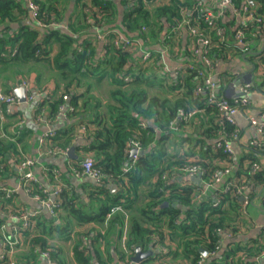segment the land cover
<instances>
[{"label":"trees","instance_id":"1","mask_svg":"<svg viewBox=\"0 0 264 264\" xmlns=\"http://www.w3.org/2000/svg\"><path fill=\"white\" fill-rule=\"evenodd\" d=\"M30 1L39 9L37 20L48 28L40 30L38 27L21 26L13 33L7 28V33L0 34V68L5 70L42 63L56 71L61 94L48 95L40 103L39 111L48 104L54 117L65 106L64 97L68 96L71 97V108L67 114L82 117L77 125L54 133L48 146L70 149L79 130L86 131L92 143L85 151L92 154L96 168L105 176L102 186L97 190L104 196L101 201H106V205L97 212L80 207V198L67 185L56 201L58 216H52L50 220L33 219L32 230L23 232L30 247L25 259L36 261L42 257L43 252L49 251L57 264H65L61 259V246L53 241L54 235H57L63 242L75 237L73 252L77 264L131 261L139 246L143 252H154L153 256L143 260V264H200V261H205L209 255L217 252L224 233H231L233 237L240 235L246 217L239 196L208 192L204 201L193 204V196L203 187L194 182L180 184L173 178L178 168L193 164L201 166L206 171L203 179L210 181L216 170L230 166L235 168L230 181L240 183L245 178L250 185L264 186V169L253 176L249 174L252 164L261 165L264 141L247 156L249 165L234 160L224 148H216V143L222 136L231 139L234 136L240 137L241 130L237 124L226 121L216 106L207 103L208 95L200 92L204 82L199 77L198 67L202 64L194 63V68L181 70L183 73L177 77L169 73L161 76L159 70H156L159 58H156L158 54L154 46L176 43L180 31L175 33L173 29L183 18L203 37L213 41L211 58L215 62L245 54V49L235 41L236 31L230 32L220 20L218 29H223L220 34L207 20L208 13L201 14L198 5L199 1H203L205 9L215 11L217 4L209 5L204 0H122L123 19L117 26L119 9L115 0H75L80 13L76 20L69 21V31L65 32L60 28L66 15L65 0ZM232 2L241 9L248 0ZM253 2L250 8L259 17V21L238 28L246 34L245 41L250 49L264 43V0ZM28 13L26 0H0V28L19 24ZM90 20L94 24L89 23ZM165 22L172 28L170 33L164 32ZM94 27L119 28L129 36H135L143 28L147 29L143 39L153 52V61L147 64L139 61L134 66L131 53L117 49L113 43L106 46L105 58L97 59L95 41L83 38ZM113 37L110 35L112 41ZM54 43L59 44L57 53H53ZM260 57L264 63V52ZM261 74L264 80V73ZM104 78L111 80L112 89L103 113L97 111L103 105L102 101H98L96 110L90 106V101L95 99L92 94L95 86L90 81L100 82ZM83 89L85 93L81 92ZM229 102L241 108L231 100ZM182 110L196 111V114L191 118H181ZM88 113L92 115L91 120L87 119ZM133 142H139L145 151L135 161L130 155ZM2 144L0 142V147ZM177 149L183 152L178 153ZM2 153L0 148V158ZM3 164L0 161L2 176ZM127 167L131 168L125 173ZM53 170L49 169L52 178ZM164 174L169 176L167 180L163 179ZM109 182L121 185L120 192L112 194L106 188ZM35 194L40 195L42 200L50 198L49 192L39 190ZM249 196L251 201L256 200L255 194ZM11 201L0 190L1 209L4 210ZM217 202L220 203L215 206ZM260 202L264 206V193ZM165 203H169V206L163 207ZM174 205H182L187 211ZM113 207H120L127 214L111 213ZM63 211L68 213L67 217L62 216ZM129 215L125 254L119 251L118 244ZM106 223L108 227L102 234L100 227L103 228ZM87 224L96 227L90 234L74 231L77 225ZM93 233L96 234L91 238ZM114 239L116 244L113 243ZM104 241L108 249L105 258L97 246ZM159 246L166 247L167 252H159ZM263 252L264 242L259 238L246 247L231 244L222 256H211V263L206 264H255L252 259L262 257ZM114 253L120 254L117 262ZM244 255L246 257L242 259ZM17 261L23 263L22 259Z\"/></svg>","mask_w":264,"mask_h":264},{"label":"crops","instance_id":"2","mask_svg":"<svg viewBox=\"0 0 264 264\" xmlns=\"http://www.w3.org/2000/svg\"><path fill=\"white\" fill-rule=\"evenodd\" d=\"M167 1V0H166ZM209 5L218 4L221 0H204ZM119 9V17L117 26L121 24L123 19V7L122 0H115ZM29 0H26V5L28 6ZM64 7L66 9L65 19L62 26L60 27L65 32L69 31V21L71 19L76 20V16L79 15V5L76 4L75 0H65ZM37 19L34 15V12L30 10L27 16L23 17L19 24L4 25L0 28V34L7 33L6 29L10 28L11 33L17 31L21 26H30L33 28L38 27ZM222 23L227 26L230 32H235L236 29L241 24V18L236 15L233 10H228L225 15L222 17ZM165 33H170L172 28L164 23ZM119 31L122 34L126 35L129 38H134L138 36V33L135 36H129L126 32L119 28L106 27L102 30L91 29V31L86 34L84 39H93L95 41V50L96 58L101 60L105 58L107 53L106 46L102 41L97 39V35L100 31L110 32V31ZM179 46V51L181 55L175 52L172 45L166 44H156L154 46L155 51H157L158 56L156 58L159 60L157 63V69L161 76L164 74H171L174 77H177V70L183 64L192 65L196 62L201 63L200 55H195L193 50L192 38L187 29H181L178 34V41H176ZM258 51L264 48V43L257 45ZM53 53L59 51V44L54 43ZM132 55V64H137L143 56L142 50H136L131 53ZM246 55V54H244ZM244 55H235L228 60H219L218 66L215 69L213 77L215 80L223 81L224 95L229 85L234 81L242 78L245 74L250 72L253 65L256 64L257 56L249 55L247 61L243 59ZM252 57H255L252 60ZM169 78L168 80H170ZM30 82L32 85L31 92L33 94H41L42 96L35 97L34 100L29 101L26 89L23 85L25 82ZM255 83L253 88L250 91V100H251V118H256L258 113L264 110V83L263 77L255 76ZM91 84H94L95 88L93 90L94 101H90V106L95 108L99 105L98 101H102L100 107L97 108V111L101 110L105 112V106L109 100V91L112 89V82L109 78H104L100 82L94 80L90 81ZM171 82V80H170ZM0 86L5 90V92L14 93L19 88H25L27 95V102L21 103L16 116L8 115L6 113L4 118L0 116V142H2V154L0 158L4 164V175H1L0 178V190L4 191L7 194H10L9 199L12 201L7 205V208L12 206V213H29L33 216V219H51V213L48 208L43 204L42 201L36 198V194L33 191H30L27 188L22 176L19 174L18 165L25 158H33L36 162L34 167V174L37 177L40 184L47 189L51 195L55 192V187H53L51 172L52 169H56L60 172L61 180L65 184V187L69 185L73 192L80 198L79 205L83 206L84 209H92V207L97 206L96 204L101 203L103 195L99 194L97 190L98 187L102 184L97 183L95 180L84 177L77 178L73 174V168L76 164H81L88 158L92 157V154L85 151L91 143L92 140L89 139L86 131L79 130L77 136L73 141V146H77L75 154L79 157L78 160H72L67 155H58V156H49L44 152L45 147L48 146L47 135L51 133H57L80 123L81 115L69 116L67 112L71 108V97L66 101L65 110L60 112L53 117L51 114V108L48 104L44 105L42 111H39L40 103L45 101V98H48V95L55 96L61 94L60 88L61 84L58 82V77L56 71L48 69L46 65L42 63L39 64H30L27 66L14 67L11 69L3 70L0 68ZM240 86H236L234 89L235 94H239ZM81 92L85 93L83 89ZM226 96V95H225ZM84 114V113H83ZM85 115V114H84ZM247 112L245 114H239L236 118V123L241 130L240 139L233 143V150L235 152L236 160L244 162V165H248L249 161L246 160L247 156L254 149L251 146L253 140L260 139V134L255 126H253L248 120ZM88 120L92 119V115L88 113L86 115ZM24 120V124L20 125V121ZM46 142L45 145L42 142ZM10 144L13 145L10 147ZM178 153H182V149H177ZM262 169H264V157L261 158ZM52 167V168H51ZM54 174V173H53ZM52 174V175H53ZM173 180L177 183L184 184L190 183V181L184 180L181 176L174 177ZM155 179H153V182ZM194 183H201V181L194 180ZM155 183V182H154ZM105 186V185H104ZM113 186H117V189L112 192ZM107 189L111 191L112 194L120 192L121 185L116 183H109L106 186ZM149 188V186H148ZM255 194L256 200L254 204L250 207L249 217L244 219V224L242 226V231L237 237L231 239H225L222 249L220 250L218 256H222L224 250L227 249L231 244H239L243 247L249 246L255 240L261 238L264 231V206L261 204L260 200L262 194L264 193V186H255L254 184L250 185L248 194ZM6 209V207H5ZM0 207V263L4 262L2 257L7 251V240L8 238H17L21 240V244L16 246L14 250V257L17 260L22 259V264H45V260L42 257H39L36 261H27L25 258L29 255L30 247L27 245V237L21 233L17 234V227L20 226L21 221L12 218L9 214V210L5 211ZM122 212L121 210L116 211ZM124 215L126 212H122ZM62 216L67 217L68 213L63 211ZM130 216V215H129ZM71 220V219H70ZM76 224V223H75ZM103 228L108 227V223L102 226ZM93 228H96L93 224L87 225H77L74 229L75 232H91ZM128 225L124 228L123 236L119 242V251L127 254L126 241L128 238ZM105 233V230H102ZM90 234V233H89ZM96 233L91 235V238L95 236ZM103 234V232H102ZM18 235V236H17ZM55 239L53 241L62 248L61 259L65 264H77L74 257V243L75 237L68 241H61L58 239L57 235H54ZM115 238V237H114ZM116 239H114L115 243ZM103 244V245H102ZM116 244V243H115ZM114 244V245H115ZM105 241L100 242L99 246L103 252V257H107L108 249L105 247ZM96 259V257H94ZM115 262L120 258V254L114 253ZM252 261L255 264H264V259L254 258ZM208 262V259L207 261Z\"/></svg>","mask_w":264,"mask_h":264},{"label":"built area","instance_id":"3","mask_svg":"<svg viewBox=\"0 0 264 264\" xmlns=\"http://www.w3.org/2000/svg\"><path fill=\"white\" fill-rule=\"evenodd\" d=\"M144 2H147V0H143ZM203 1H199L198 5L201 8L200 12L208 13L207 20L209 21L210 25L212 26L213 29H218L220 27V20H222V17L225 15L228 10H233V12L238 15L241 18V26H246L248 24H251L253 22H258L259 17L253 12V10L250 8V3L248 0V3L242 7L241 9H238L235 4L232 2V0H221L217 5L215 11L213 10H207L203 6ZM28 6L31 11L34 12V15L37 19V13H38V7L32 3L29 0ZM252 6V5H251ZM183 14V12L181 13ZM38 21V20H37ZM38 28L40 30H45L48 28V26L42 22H37ZM89 23H93L92 20L89 21ZM238 27V28H239ZM236 29L235 33V41L237 44H239L241 47L245 49V54H248L250 52H261L262 50L258 51V46L252 47L250 49L249 44L245 41L246 39V34L244 33L243 30H238ZM93 29L96 30H102L100 27H94ZM181 29H187L189 34L191 35L192 38V44H193V50L195 51V55H200L201 59V67L199 68V77L203 79L204 82V87H201L200 92H202L205 95H208L209 100L208 104L209 105H214L218 108L220 113L223 115L226 121H228L231 124H237L236 123V118L239 114H245L247 112L248 115V120L250 123L255 126L260 134V139L253 140L251 142V146L253 148L257 147L260 142L264 141V110L260 111L257 115L256 118H251V100H250V91L251 88H253V84H245V85H240V90L239 94L234 99H229L234 104L239 105L241 108H238L236 106H232L228 100V98L224 95V90L225 88L223 87V81L221 80H215L213 77V74L215 72V69L218 66V62H215L211 58V51L213 49V41L210 38L203 37L201 33H199L195 28L189 26V23L186 19L183 18V20L173 29V32L177 33ZM147 29L143 28L142 32L138 33L137 37L134 38H129L126 35L122 34L121 32L117 31H110V32H103L100 31L97 35V39L102 41L105 45L109 44H114V46L122 50L123 52L127 53H133L136 50H142L143 51V56L142 59L140 60L142 64H147L151 63L153 61V52L145 45V41L143 39V33L146 32ZM218 32L220 34L223 33V29H218ZM110 35H113V41L110 38ZM224 39L222 38L221 41ZM14 51L16 52L17 49L15 48ZM5 56V55H4ZM257 62L256 64V75L255 76H261L262 72L264 73V63H263V58L260 56H257ZM134 64V66L138 65ZM260 66V68H259ZM185 68H194V65H189V64H183L178 70L177 74L183 73L180 72L181 70H184ZM261 72V73H260ZM127 81L129 79H126ZM29 92L28 95V100L32 101L35 99V97L42 96L41 94H33L31 92L32 90V85L30 82H25L23 85ZM69 99L68 96L64 97V100L67 101ZM21 102L19 98L14 94V93H8L5 92V90L0 86V116L1 118H4L5 114V108H6V113L8 115H15L17 114V110L20 106ZM65 106L61 107V110H65ZM196 114V111H190V112H185L181 111L180 116L181 118H191ZM24 120L20 121V125L24 124ZM51 137H54V133L48 134L47 139ZM240 137L234 136L233 139L228 138L226 136H222L221 140L216 143V148H224L226 152L231 154L233 156V159L236 160L235 152L233 150V143L237 140H239ZM43 145L46 144V142H42ZM132 149H137L138 152L143 151L140 143L139 142H133L131 145V150ZM70 149H62V148H47L45 147L44 152L46 155L49 156H58V155H67L69 153ZM131 152V151H130ZM140 154H137L133 157V160H137ZM250 164V163H249ZM248 164V165H249ZM36 165V162L34 161L33 158L30 157H25L18 165V170L19 174L22 176L25 184L27 185V188L30 191L33 192H38L39 190L43 193L49 192L47 189H45L40 182L38 181L37 177L34 174V167ZM131 167H127L124 169V172L127 173L130 171ZM235 168L230 167V166H223L221 169L216 170L210 181H205L203 177L206 175V171L199 165H184L183 167H180L176 170L177 174H175L176 177L181 176V178H184L186 181H194L195 179L200 177V181L202 180L201 183L198 185H201L203 189L199 192H197L193 196L192 203L197 204L198 202H202L205 200L207 193L208 192H218L220 194H233L235 196H239L242 203H243V209L242 212L245 217H249V209L250 207L254 204V201H251L250 199V194H248V191L250 189V183L247 181L245 178L242 180L240 183H235V181H230V178L233 176ZM260 170H262V165L260 164H252L250 167L249 174L250 176L255 175L258 173ZM53 187H55V192L53 195L50 193V198L49 200H42L40 195L36 194V198L40 201L43 202V204L48 208L49 212L51 213V216L57 217L58 213L56 211V208L58 207L56 205V201L60 198V195L62 191L66 188L65 184L61 180V174L58 170H53ZM73 174L77 178H84L88 177L93 180H95L99 184H103V180L105 179V176L103 175L102 171L96 168L95 166V160L93 157L88 158L81 164H76L75 167L73 168ZM168 175L164 174L163 179L167 180ZM1 178V174H0ZM112 183V182H109ZM217 194V193H216ZM7 197V194H6ZM8 197H10V194H8ZM8 198V199H9ZM55 198V200L53 199ZM217 198V197H216ZM220 202H217L215 206H218ZM12 210V206L7 208L5 211ZM121 210L120 207H113L111 213H115L116 211ZM12 218L21 221L20 226L17 227V234H21L24 231H27L28 229L33 228V216L30 215L28 212L27 213H10L9 214ZM104 234V231H102ZM18 236V235H17ZM233 238V235L231 233H224L223 234V240L219 242V248L217 252H213L211 256L215 257L218 252L221 250V246L223 247L225 239H231ZM261 242H264V231L263 235L261 236ZM21 244V240L19 237L17 238H8L7 240V251L5 255L2 257V260L6 262V264H19L17 259L14 257V250L16 246ZM158 251L161 253H166V247L159 246L157 247ZM209 255L208 258H211ZM246 255L242 256V259H244ZM42 258L45 260V264H57L55 260H53L51 254L49 251H45L42 253ZM133 259V258H132ZM259 260L264 259V252L262 257L258 258ZM207 260V259H206ZM205 261H200V264H206ZM115 264H136L131 261H126V262H117ZM143 264V263H140Z\"/></svg>","mask_w":264,"mask_h":264},{"label":"water","instance_id":"4","mask_svg":"<svg viewBox=\"0 0 264 264\" xmlns=\"http://www.w3.org/2000/svg\"><path fill=\"white\" fill-rule=\"evenodd\" d=\"M249 3L251 5H254V2L253 0H249ZM264 52V48L262 49L261 52H250L246 55L243 56V59L245 61H247V57L249 55L251 56H260L262 53ZM256 73V65H253L252 69L250 70V72H248L247 74H245L242 78H239L238 80H234L228 87V89L226 90L225 92V95L228 99H234L237 94H235L234 92V89L236 86H240V85H245V84H254L256 81H255V74ZM15 95L19 98L20 102L21 103H26L27 102V95H26V90L25 88H19L16 90L15 92ZM76 148L77 146H72L69 150V156L72 160H78L79 157L75 154L76 152ZM137 154H140V155H144L145 154V151H141V152H138L137 149H132L131 152H130V155H131V158L133 159V157ZM195 180H198L200 181V177L195 179ZM117 189V186H113L112 188V192H114L115 190ZM55 200V198H53ZM169 206V203H165L163 207H168ZM174 207H178L180 209H183L185 211H187V208L182 206V205H174ZM154 255V252L151 250L149 252H143V249L139 246L136 248V255L133 257V262L136 263V264H140L143 262V260L147 259L148 257L150 256H153ZM203 255L204 256H207V253L206 252H203ZM211 259L208 258V263H211Z\"/></svg>","mask_w":264,"mask_h":264},{"label":"rangeland","instance_id":"5","mask_svg":"<svg viewBox=\"0 0 264 264\" xmlns=\"http://www.w3.org/2000/svg\"><path fill=\"white\" fill-rule=\"evenodd\" d=\"M173 49L175 50V52L176 53H178L179 52V54L178 55H181V52L179 51V46H178V43H174L173 45ZM97 206H94V207H92V209L91 210H88V211H95V212H97V211H99L102 207H104V205H106V201H102L101 203H98V204H96ZM92 213V212H91ZM129 219H130V216H129V218H127V221H126V227H127V225H129V223H128V221H129ZM107 227H105V228H101L100 227V229H102V230H105ZM101 230V231H102ZM103 245V244H102Z\"/></svg>","mask_w":264,"mask_h":264}]
</instances>
